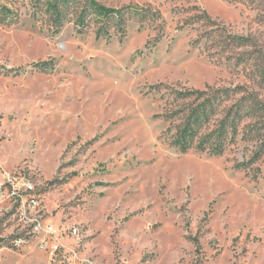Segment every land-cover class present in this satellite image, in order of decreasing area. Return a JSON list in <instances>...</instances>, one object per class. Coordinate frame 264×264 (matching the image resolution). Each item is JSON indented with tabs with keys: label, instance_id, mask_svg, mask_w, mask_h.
<instances>
[{
	"label": "rangeland",
	"instance_id": "374dc122",
	"mask_svg": "<svg viewBox=\"0 0 264 264\" xmlns=\"http://www.w3.org/2000/svg\"><path fill=\"white\" fill-rule=\"evenodd\" d=\"M263 70L264 0H0V264H264Z\"/></svg>",
	"mask_w": 264,
	"mask_h": 264
},
{
	"label": "built area",
	"instance_id": "2783aa9c",
	"mask_svg": "<svg viewBox=\"0 0 264 264\" xmlns=\"http://www.w3.org/2000/svg\"><path fill=\"white\" fill-rule=\"evenodd\" d=\"M12 202L18 206L19 216L32 225L33 234L44 233L47 243L49 237L52 238L50 249L52 253L57 252L61 247V236L56 235L54 228L50 224L44 223L43 216L39 213L40 199L36 194L34 183L24 176H17L13 173L6 175L5 182L0 184V203ZM71 232L78 233V228L74 227Z\"/></svg>",
	"mask_w": 264,
	"mask_h": 264
},
{
	"label": "trees",
	"instance_id": "16d2710c",
	"mask_svg": "<svg viewBox=\"0 0 264 264\" xmlns=\"http://www.w3.org/2000/svg\"><path fill=\"white\" fill-rule=\"evenodd\" d=\"M199 15H202V14H199ZM261 78L264 80V70H263V73H262V76H261ZM207 103V102H206ZM205 103V104H206ZM253 106V109H255V110H258V109H263V104L261 103V102H258V101H256V102H254L253 104H252Z\"/></svg>",
	"mask_w": 264,
	"mask_h": 264
}]
</instances>
